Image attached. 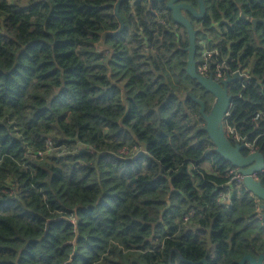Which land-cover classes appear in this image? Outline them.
<instances>
[{"label": "trees", "instance_id": "obj_1", "mask_svg": "<svg viewBox=\"0 0 264 264\" xmlns=\"http://www.w3.org/2000/svg\"><path fill=\"white\" fill-rule=\"evenodd\" d=\"M119 1L0 0V264L258 260L261 201L233 185L188 96L209 115L185 29L169 0L122 2L121 26ZM203 2L201 20L183 12L195 61L205 45L249 77L228 85L225 134L264 158V0Z\"/></svg>", "mask_w": 264, "mask_h": 264}, {"label": "water", "instance_id": "obj_2", "mask_svg": "<svg viewBox=\"0 0 264 264\" xmlns=\"http://www.w3.org/2000/svg\"><path fill=\"white\" fill-rule=\"evenodd\" d=\"M125 1L130 0H121L115 7V15L118 18L121 26H123V24L119 17V6ZM149 1L164 3L166 0ZM179 1L180 0H169L167 3V9L172 13L173 21L185 29L188 36L189 48L187 49V75L191 79L197 81V83L202 88L214 96V103L209 115L205 114V105L201 101L195 99L190 94H188V96H190L195 101V103L200 106V114L203 116L206 122L205 132L208 134L211 142L215 146V153L224 160L230 162L234 168H238L240 170L244 176V187L249 193L253 194L261 201L260 209L263 213L264 220V187L259 181H255L250 177L252 174L264 170V158L256 152L250 154L247 157H243L241 155V151L245 148V146H232L226 137L224 128V119L228 116L231 108V98L229 97L227 91L228 85L237 80H242L243 77L239 74H235L233 77H228L225 81L219 84L212 78H206L197 74L195 61L197 32L192 28L189 21L183 16V12L189 13L196 20H201L206 13L205 5L203 0H198L199 10L195 11L188 5L180 4ZM251 24L253 30H255L258 24H264V20L255 19L251 21ZM245 263L264 264V256H260L258 260H254L251 257H245L240 262V264Z\"/></svg>", "mask_w": 264, "mask_h": 264}, {"label": "built area", "instance_id": "obj_3", "mask_svg": "<svg viewBox=\"0 0 264 264\" xmlns=\"http://www.w3.org/2000/svg\"><path fill=\"white\" fill-rule=\"evenodd\" d=\"M203 49L200 52V60L198 59V61L196 62V72L197 74H199L200 76L206 77V78H212L215 82L220 83L222 81H225L226 78L229 77H233L235 74H239L240 76H242L243 81H246L249 79V77H247L246 74L244 73H240V72H236L235 74H233L232 76H230L227 70V60H223L221 63L218 61V59L221 57V54L218 50H213L210 51L208 50L205 45H203ZM215 58V62L213 63V66L215 67L214 72L210 73V65H211V59ZM201 63V64H200ZM225 128V127H224ZM226 130V128H225ZM227 131L229 133H233V131L229 128H227ZM48 149H51V144L49 146H47ZM38 157H42L43 153H38L37 154ZM264 173V170L261 172H256L254 174H252L250 177L252 179H254L255 181H259V176L261 174ZM230 175L232 177V183L233 185L237 188L240 189L238 187V185H241V188L243 186V181H244V176L242 175V173L240 172L239 169H235L232 170L230 172ZM251 194V193H250ZM253 195V194H251ZM228 197H230V195L227 194H221L219 196V201L224 202L226 199H228ZM258 213H257V217L261 220H263V213L260 209V206H258L257 209ZM190 217L186 218L185 221H189Z\"/></svg>", "mask_w": 264, "mask_h": 264}, {"label": "rangeland", "instance_id": "obj_4", "mask_svg": "<svg viewBox=\"0 0 264 264\" xmlns=\"http://www.w3.org/2000/svg\"><path fill=\"white\" fill-rule=\"evenodd\" d=\"M198 59L200 60V58L198 57ZM238 187L241 189V185H238ZM242 187H244V182H243V186Z\"/></svg>", "mask_w": 264, "mask_h": 264}]
</instances>
